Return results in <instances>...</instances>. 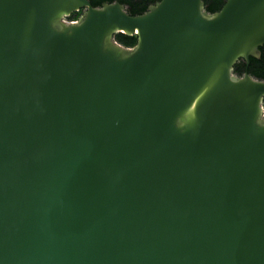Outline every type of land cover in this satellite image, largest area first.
<instances>
[{"label":"water","instance_id":"95a60500","mask_svg":"<svg viewBox=\"0 0 264 264\" xmlns=\"http://www.w3.org/2000/svg\"><path fill=\"white\" fill-rule=\"evenodd\" d=\"M263 45L264 0H0V264H264Z\"/></svg>","mask_w":264,"mask_h":264},{"label":"trees","instance_id":"16d2710c","mask_svg":"<svg viewBox=\"0 0 264 264\" xmlns=\"http://www.w3.org/2000/svg\"><path fill=\"white\" fill-rule=\"evenodd\" d=\"M91 7L99 8L103 4H113L115 2L122 5L127 13L131 16L142 15L147 11L149 6H152L160 0H87ZM227 0H202L204 9L208 14L219 12ZM82 11L74 13L68 17V21H76ZM114 41L125 48H133L136 45V36H125L122 34H116L113 37ZM260 57L249 58L248 63L239 60L233 68V73L238 77L243 74H248L254 79L264 82V45L259 48ZM264 110V101H263Z\"/></svg>","mask_w":264,"mask_h":264}]
</instances>
